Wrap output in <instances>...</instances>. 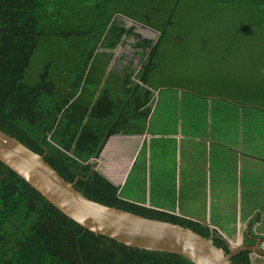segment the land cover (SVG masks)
<instances>
[{"label": "trees", "instance_id": "trees-1", "mask_svg": "<svg viewBox=\"0 0 264 264\" xmlns=\"http://www.w3.org/2000/svg\"><path fill=\"white\" fill-rule=\"evenodd\" d=\"M209 1L245 9L249 26L264 27V0ZM185 2L0 0V129L44 155L66 180L79 178L75 187L88 198L189 227L230 253L226 239L210 226L127 200L116 182L128 178L130 156L139 150L158 90L160 95L181 90L185 98L193 91L205 98L192 82L168 77L164 70L170 39L176 32L195 31L181 29ZM120 17L150 25L159 37H144ZM132 37L146 56L140 68H111L114 50ZM206 85L200 90L208 96L241 97L221 85ZM181 105L188 110L185 101ZM118 139L127 146L120 150ZM252 253H238L232 264H255ZM0 264L195 263L96 234L0 161Z\"/></svg>", "mask_w": 264, "mask_h": 264}, {"label": "rangeland", "instance_id": "rangeland-1", "mask_svg": "<svg viewBox=\"0 0 264 264\" xmlns=\"http://www.w3.org/2000/svg\"><path fill=\"white\" fill-rule=\"evenodd\" d=\"M179 16L181 29L191 27L195 31L186 36L176 32L167 43L169 54L165 62V74L174 79L192 82L205 96L207 95L206 91L202 92L200 89L206 87V84L211 87L221 85L224 88H229L230 94L235 92V94L246 98L244 103H240L246 112L252 111L251 108L256 107L254 104L264 106V27L249 26L247 22L249 14L245 9L215 4L209 0H186ZM120 19L128 27L134 25L136 31L144 37L152 39L159 37V32L148 24L123 17ZM135 42L134 37L125 38V41L114 50L115 57L111 68L120 64H132L133 68L137 70L140 68L146 56L135 46ZM177 92H179V96L182 93L181 90L163 91L156 104L158 114L163 113L162 116L157 115L156 117L165 119V122L169 123L172 128L171 130H176L174 128L176 120L180 119L177 113L179 111L177 104L181 107L180 111H186L185 108H182ZM256 98L257 103H254ZM204 100L206 101H204V106L188 107L187 111L207 112V108L210 106L212 108L215 105L214 103L208 105V102H212L211 98L205 97ZM229 106L231 115L229 127L234 131L236 123H239V120L242 121V115L238 106L235 104H229ZM247 118L248 116H246L245 123ZM258 119L257 126L262 123L264 125V107L262 115ZM192 121L194 126L196 124L199 126V122H201L198 119H192ZM187 123L188 120L184 119V124ZM179 145V140L176 141L171 136L154 139L153 144L147 147L134 167L131 168L128 181L126 180L127 184L123 186L125 189L123 194L139 202L147 198L154 204H160L166 208L180 206V193L176 186L180 178V166L176 151ZM95 161H98L99 165L104 163L102 159ZM193 173V191L199 201H195V205L189 208L190 211L185 212L198 217L205 216L207 212L208 217L216 219L218 211L213 188L217 187V183L221 180L214 177L210 183V178L203 179L202 175H199L195 170ZM204 173L206 174V169ZM233 176L231 182H233ZM228 183L235 186L237 184ZM259 185L264 188L263 177L255 178L253 187L258 188ZM210 186H212V196L210 195ZM183 189L182 208L187 194H185V186ZM227 208L232 215L237 208V201L234 199L232 205L230 202L225 209L227 210ZM235 220H237V215H233L232 221ZM228 244L231 249L240 245H233L230 242Z\"/></svg>", "mask_w": 264, "mask_h": 264}, {"label": "crops", "instance_id": "crops-1", "mask_svg": "<svg viewBox=\"0 0 264 264\" xmlns=\"http://www.w3.org/2000/svg\"><path fill=\"white\" fill-rule=\"evenodd\" d=\"M160 92L161 90L156 92V104ZM183 92L180 99L181 103L185 101L186 108L204 106L205 98L193 91H186L185 98ZM205 97L212 99L208 105L212 103L215 105L212 108L211 106L207 108V112H192L191 110L182 112L179 110L177 113L180 119L176 120L174 126L176 130H171L172 128L169 123L165 122V119L156 117L157 115L162 116L163 113L158 114L155 105L148 121L147 131L139 144V150L135 156H130L131 170L147 147L153 144L154 139L167 136H171L176 141L178 139L180 145L176 151L180 166V178L176 186L179 188L180 206L166 208L160 204H154L147 198L142 202L135 201L123 194L125 191L123 186L127 184L128 178L116 182L121 186L122 196L127 200L208 225L233 245H260L264 249V188L260 185L258 188L253 187L256 177L264 178V125L261 121L263 126H257L258 117L262 115L264 106L254 104L256 107L251 108L252 111L246 112V109L240 104L246 98L240 97L236 101L235 98L221 95L215 97L206 95ZM254 103H257V98ZM229 104L238 106L242 115V121L239 120V123H236L234 131L229 127L231 116ZM246 116H248V124L247 121L245 123ZM184 119L188 120L187 124H184ZM192 119L200 120L199 126L197 124L194 126ZM156 128L158 129L156 130ZM117 143L120 150L123 148L122 146L126 145L119 139ZM131 152L133 149L130 147ZM102 160L106 163V159ZM213 168L214 171H212ZM205 169L206 174L204 173ZM193 170L202 175L203 179L210 178V183L214 177L221 180L217 183V187L213 188L218 211L216 219L208 217L207 212L202 217L186 213L190 211V207L195 205V201H199L193 191ZM232 176L233 182H231ZM228 182L237 184L236 186L230 185ZM184 186L186 187L185 194H187L182 208L181 199ZM207 195L209 197V194ZM210 195L212 196V186H210ZM234 199L237 201V208L230 215V210L225 208L230 202L232 205ZM233 215H237V220L232 221ZM252 255L255 264H264V252L255 251Z\"/></svg>", "mask_w": 264, "mask_h": 264}, {"label": "water", "instance_id": "water-1", "mask_svg": "<svg viewBox=\"0 0 264 264\" xmlns=\"http://www.w3.org/2000/svg\"><path fill=\"white\" fill-rule=\"evenodd\" d=\"M0 161L39 191L51 204L96 234L131 247L171 252L195 264H232L238 253L264 252L260 245H239L227 253L195 230L172 222L148 218L88 198L66 180L44 157L0 129Z\"/></svg>", "mask_w": 264, "mask_h": 264}]
</instances>
